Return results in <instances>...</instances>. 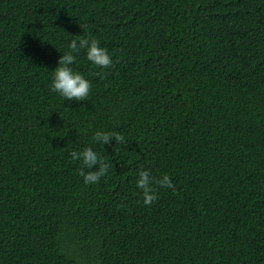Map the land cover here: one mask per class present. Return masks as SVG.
I'll return each instance as SVG.
<instances>
[{
    "label": "trees",
    "instance_id": "obj_1",
    "mask_svg": "<svg viewBox=\"0 0 264 264\" xmlns=\"http://www.w3.org/2000/svg\"><path fill=\"white\" fill-rule=\"evenodd\" d=\"M78 35L114 61L81 50V101L49 88ZM0 264H264V0H0Z\"/></svg>",
    "mask_w": 264,
    "mask_h": 264
},
{
    "label": "clouds",
    "instance_id": "obj_2",
    "mask_svg": "<svg viewBox=\"0 0 264 264\" xmlns=\"http://www.w3.org/2000/svg\"><path fill=\"white\" fill-rule=\"evenodd\" d=\"M66 51L58 60V66L53 70L49 88L68 100H85L92 89V82L80 71L73 69L77 55L83 50L86 59L93 67L100 69L110 68L114 61L110 51L94 36L78 35L68 42ZM123 136L118 133L97 130L92 135V140L101 146L112 141L123 142ZM72 161L81 165L80 175L84 184H96L104 176L110 162L92 147L85 146L81 150H72L68 153ZM136 187L141 190L145 207H150L159 199V191H176V185L171 176L157 178L147 168L138 169L136 174ZM155 186V187H154ZM159 190V191H158Z\"/></svg>",
    "mask_w": 264,
    "mask_h": 264
}]
</instances>
